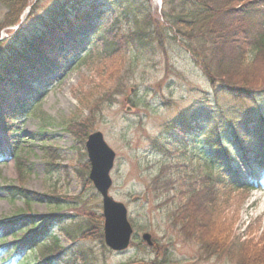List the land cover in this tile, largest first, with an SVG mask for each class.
<instances>
[{
	"label": "rangeland",
	"instance_id": "1",
	"mask_svg": "<svg viewBox=\"0 0 264 264\" xmlns=\"http://www.w3.org/2000/svg\"><path fill=\"white\" fill-rule=\"evenodd\" d=\"M119 1L112 7L115 16L124 18V5ZM129 1L133 3L132 8L142 6V17L150 14L153 20L159 19L162 8L159 0ZM51 2L39 0L37 11L28 20L27 32L32 30L37 18L46 13ZM237 9L249 14L246 29L249 39L254 41L264 29L263 0H242ZM141 14H137V18L140 19ZM4 15L5 10L0 6V21ZM115 16L107 19L102 31H108L113 23L121 26L117 35L107 34L103 38L98 35L86 41V48L88 43L96 48L87 55L82 50L76 56L60 60L52 73L56 79L49 84L39 82L35 88L38 92L25 97L28 101V107L24 108L25 121L24 115L19 113L15 118L10 111L0 115V156L7 148H18L13 159L0 162V264H35L60 247H79L78 244L72 246L65 236L60 238L62 246L53 243V232L60 230L53 217H58L69 229L70 225L89 216H102V199L90 188L89 175L83 173L87 161L85 144L94 132H101L116 153L110 174L113 181L110 195L128 209L136 235L130 248L121 254L107 252L100 242L89 239L87 242L92 245L98 264H136L138 260L151 264H240L239 248L248 244V247L264 245V175L261 170L255 169L256 175L250 180V183L255 181L254 188L224 191L219 201L220 210L210 213V221L204 223L203 242L214 251L221 249V255L215 256L207 254L199 239L191 240L180 233L172 220L175 207L171 203L164 204L163 185L158 186L155 178L161 170L185 165L190 172H196L194 176L190 174V182L199 185L215 173L203 169L208 147L205 138H200L202 133L192 135L186 152L188 159L183 160L186 164L179 160L178 150L163 148L169 139L168 125L182 111L195 107L206 113L214 112L216 116L221 109L229 107L246 112L250 104L238 103L223 94L216 96L202 71L178 47L168 45L166 57L154 42L142 46L133 39L129 41L131 32L136 31L134 21L131 26L120 25ZM30 23L33 25L29 26ZM8 35L3 34V38L10 39ZM122 35L125 39L116 54L103 52L105 40L107 43L119 41ZM255 74L256 77L262 75L260 82L264 84V61L262 67L255 69ZM35 108L37 111H33ZM43 115L48 122L39 133ZM174 136L179 137L176 133ZM237 163L240 165L239 159ZM244 175L250 179L247 171ZM10 187L53 200L14 199L5 190ZM30 217L36 218L34 224L41 230L48 226L49 233L26 246L17 257L6 249L31 236ZM218 231L225 244L217 243ZM146 232L156 243L153 250L141 240ZM44 241L47 246H42ZM165 251L168 256H164Z\"/></svg>",
	"mask_w": 264,
	"mask_h": 264
},
{
	"label": "trees",
	"instance_id": "2",
	"mask_svg": "<svg viewBox=\"0 0 264 264\" xmlns=\"http://www.w3.org/2000/svg\"><path fill=\"white\" fill-rule=\"evenodd\" d=\"M162 1L159 19L153 20L150 14L142 17V6L132 8L133 3L129 0L119 1L120 5H124V18L115 16L112 5H118L116 0H52L46 13L37 18L32 30L27 32L28 20L37 11L39 1L34 4V0H0V6L5 10L0 21V115L5 114L6 109L15 115L14 108H25L21 93H30L29 86L35 85L38 78L53 70L57 53L61 57L67 53H77L89 34L95 32L96 36L102 38L107 34L117 35V29L120 30L121 26L113 23L109 25L108 31H102L112 15L120 25L127 23L131 26L134 21L136 31L131 32L129 41L133 39L142 46L154 42L166 57L168 45L176 49L178 47L202 71L216 96L223 94L238 103H249L251 106L246 112L232 107L221 109L216 116H213L214 112L208 111V114L195 107L182 111L168 125L169 139L163 148L178 150L179 160L183 161L188 159L186 152L191 146L192 135L195 132L202 133L200 138H205L204 143L208 147V152L204 154L205 161H202L205 163L203 169L211 172L214 170L215 173H211L199 185L190 182V174L194 176L196 172H190L185 165L184 169L179 166L161 170L155 178L158 186L163 185L162 193L166 198L164 204L171 203L175 207L172 220L179 227L180 233L189 239H199L209 256L221 255V249L214 251L203 242L204 223L210 221V213H215L218 208L220 210L219 201L224 191L236 192L252 188L244 178L245 171L251 175L256 168L264 171V84L260 82L262 75L256 77L255 74V69L263 66L264 29L254 41L249 39L246 29L249 14H242V10L237 9L242 0ZM32 5L27 19L22 22V14ZM137 14H141L140 19ZM15 26H19L17 30H9ZM3 31L9 34L10 39H2ZM124 39L122 35L119 41L107 43L105 40L103 52L116 54ZM33 110L37 111L36 108ZM42 122L39 133L48 122L44 115ZM175 133L179 137H175ZM15 147L11 148L7 157H15L18 150ZM89 171L90 163L86 161L83 173L87 175ZM79 176L83 179L81 172ZM88 182L92 189V183ZM5 190L14 199L20 197L28 202L35 197L53 200L11 187ZM96 196L99 198L97 193ZM52 220L60 225L59 232H53V243L62 246L60 238L65 236L72 246H80L73 249L60 247L56 253H48L35 264H98L94 249L87 242L89 239L100 242L102 248L110 252L103 241L101 215L94 218L89 216L87 220L70 225L69 229L63 226L58 217ZM28 221L33 224V234L22 243L16 241L9 245L13 247L11 252L14 254L22 255L25 246L35 244L49 233L48 227L40 230L34 224L35 217L28 218ZM219 231L216 241L225 244ZM249 245L238 250L237 260H240V264H264V245ZM42 246H47V241ZM168 255V251H165L164 256ZM136 264L151 263L138 260Z\"/></svg>",
	"mask_w": 264,
	"mask_h": 264
},
{
	"label": "water",
	"instance_id": "3",
	"mask_svg": "<svg viewBox=\"0 0 264 264\" xmlns=\"http://www.w3.org/2000/svg\"><path fill=\"white\" fill-rule=\"evenodd\" d=\"M86 151L91 165L89 179L102 197L105 244L114 252H124L131 244L134 230L125 205L115 201L109 193L113 184L110 173L114 167L116 154L100 132L88 137ZM142 240L148 247L153 246L149 233H144Z\"/></svg>",
	"mask_w": 264,
	"mask_h": 264
},
{
	"label": "bare ground",
	"instance_id": "4",
	"mask_svg": "<svg viewBox=\"0 0 264 264\" xmlns=\"http://www.w3.org/2000/svg\"><path fill=\"white\" fill-rule=\"evenodd\" d=\"M23 22L25 21V17L22 18Z\"/></svg>",
	"mask_w": 264,
	"mask_h": 264
}]
</instances>
